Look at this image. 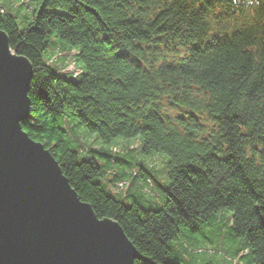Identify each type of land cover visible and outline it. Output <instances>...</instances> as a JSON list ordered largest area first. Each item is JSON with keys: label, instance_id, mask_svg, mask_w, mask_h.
Wrapping results in <instances>:
<instances>
[{"label": "trees", "instance_id": "trees-1", "mask_svg": "<svg viewBox=\"0 0 264 264\" xmlns=\"http://www.w3.org/2000/svg\"><path fill=\"white\" fill-rule=\"evenodd\" d=\"M0 29L34 69L23 130L99 218L122 226L136 264H181L185 230L222 210L233 237L246 239L236 264H264V0H38L23 28L0 6ZM53 35L75 52L77 80L61 73L66 54L45 59ZM163 100L190 114L170 116ZM77 127L107 142L139 137L144 154H165L163 207L113 196L104 175L123 183L117 149L79 146ZM134 178L153 184L144 172Z\"/></svg>", "mask_w": 264, "mask_h": 264}, {"label": "water", "instance_id": "water-1", "mask_svg": "<svg viewBox=\"0 0 264 264\" xmlns=\"http://www.w3.org/2000/svg\"><path fill=\"white\" fill-rule=\"evenodd\" d=\"M7 49L23 71L7 62ZM33 72L0 29V264H136L140 253L122 226L99 218L23 130Z\"/></svg>", "mask_w": 264, "mask_h": 264}, {"label": "rangeland", "instance_id": "rangeland-1", "mask_svg": "<svg viewBox=\"0 0 264 264\" xmlns=\"http://www.w3.org/2000/svg\"><path fill=\"white\" fill-rule=\"evenodd\" d=\"M37 4L38 0H0V6L5 7V9L10 10L17 16L21 28L30 22ZM26 17L28 18L22 25V20ZM51 40L54 43V48L49 49L45 59L52 58L49 63L53 65L54 62H57V57L60 53L66 54L64 51H66L67 45L60 42L54 35ZM66 55L69 66L62 70L61 73L71 72L73 73L71 79L77 80L81 70L75 64V52L73 51ZM162 103L166 113L172 117H186L190 114V111L186 109L172 108L165 100ZM75 134V140L79 146H89L92 149L105 151L117 149L118 153L114 157L121 159L117 170L119 174H124L123 183L115 185L109 181L113 178L112 173L104 175V181L113 196L120 198L128 205L137 203L146 209L158 210L163 207L166 201V188L169 185L168 157L165 154L161 152L144 154L139 137H117L107 142L100 138L97 133L83 127H77ZM128 148H131L129 155L125 152ZM83 154H85L84 151ZM142 172L152 181V185H149L145 179L134 178L135 173ZM231 215L232 213L229 210H222L208 225L200 226L197 231H193L191 228L186 229L183 242L189 247L190 252H185L184 259H179L178 261L181 264L238 263L235 252L237 249L246 246V239L233 237L230 223ZM247 264L250 263L248 262Z\"/></svg>", "mask_w": 264, "mask_h": 264}, {"label": "snow or ice", "instance_id": "snow-or-ice-1", "mask_svg": "<svg viewBox=\"0 0 264 264\" xmlns=\"http://www.w3.org/2000/svg\"><path fill=\"white\" fill-rule=\"evenodd\" d=\"M17 51H19V49H17ZM6 60L10 64L19 66L21 71L24 70L21 58L17 57L15 54L11 53L10 50H8V49H7ZM19 119H24V117L20 116Z\"/></svg>", "mask_w": 264, "mask_h": 264}, {"label": "bare ground", "instance_id": "bare-ground-1", "mask_svg": "<svg viewBox=\"0 0 264 264\" xmlns=\"http://www.w3.org/2000/svg\"><path fill=\"white\" fill-rule=\"evenodd\" d=\"M78 79V78H77Z\"/></svg>", "mask_w": 264, "mask_h": 264}]
</instances>
